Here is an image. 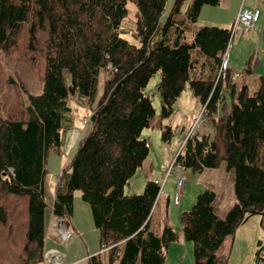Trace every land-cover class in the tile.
Masks as SVG:
<instances>
[{
    "label": "trees",
    "instance_id": "trees-1",
    "mask_svg": "<svg viewBox=\"0 0 264 264\" xmlns=\"http://www.w3.org/2000/svg\"><path fill=\"white\" fill-rule=\"evenodd\" d=\"M185 1L174 0L163 20L169 0H0V51L39 54L43 67L42 92L0 111V264H45L48 160L63 152V132L75 124L73 103L92 109L86 119L92 130L53 174L50 207L69 224L81 192L103 249L90 264H165L181 237L193 243L195 264H228L221 252L227 238L253 214L264 227V77L253 93L247 83L239 87L226 58L232 29L196 26L202 8L220 0H192L186 11ZM157 73L162 117L173 114L189 84L214 133L192 132L163 180L128 193L150 153L143 131L156 109L146 89ZM172 132L169 125L164 139ZM220 167L233 173L235 197L224 216L216 210L217 188L206 187L177 225L165 198L162 231L152 228L171 174L179 205L178 181L186 171Z\"/></svg>",
    "mask_w": 264,
    "mask_h": 264
},
{
    "label": "rangeland",
    "instance_id": "rangeland-1",
    "mask_svg": "<svg viewBox=\"0 0 264 264\" xmlns=\"http://www.w3.org/2000/svg\"><path fill=\"white\" fill-rule=\"evenodd\" d=\"M191 1L192 0H186L184 2L183 10L186 11ZM173 3L174 0H169L168 9L163 16V20L169 15ZM205 6H207V8H220L219 5ZM129 7L130 13L132 15L135 14L136 8L134 4L129 3ZM219 12H214L209 19L205 11H201L196 26L210 25L221 27V25L218 24V21L222 19V15L219 14ZM231 25L229 28L232 29L233 25ZM229 45L227 59L233 79L239 87H241L243 83H247L250 87V92L253 93L260 86L261 78L264 77V18L262 17L260 21L257 22L256 28L253 27L247 31L245 30V32L237 31L233 43ZM33 55L37 57L33 59ZM250 58L253 60L252 66H249L247 62ZM250 67L252 71L249 70ZM42 68V56L39 54H32L24 49L14 50L8 53L0 51V111L11 108L10 105L13 101L14 103L20 100L25 102L27 94L29 93L40 94L42 92L43 81L40 74ZM160 82L161 74L157 73L151 78L146 89L156 109V116L152 121V126L143 131V137L147 138L149 142L150 153L145 160L144 166L137 171L126 186L128 193L143 192L147 182L152 179V174H154V180L157 177L163 180L166 175L168 164L184 146L189 135L192 132L198 131L199 126L200 130H203L207 123H211V118L202 111L203 106L199 99L193 95L189 84L177 98L173 114L169 118H163L161 95L158 90ZM72 106L74 107L75 124L73 127L63 132V152L59 154V156H56L61 163V169L71 162L78 149L80 140L84 138V136L86 137L89 135L88 133L85 134L87 127L92 126L91 123L85 122L86 119H90L92 109L81 105H75L74 103ZM169 125L172 126L173 132L171 137L166 140L164 139V132ZM165 159L168 160L163 162ZM151 163H153L152 167H150ZM56 166H58V164H56ZM218 169L207 170L204 173H197L192 170L186 171V182L180 194L183 199V204H181V206L175 205L173 202L175 189H177L175 173L169 176L166 188L164 189L163 198H169L171 195L170 208H173L172 217H176L182 211H185L184 209L187 207L190 209L195 203L197 195L206 187L217 188V186L214 185L219 183L226 184L227 181L218 178L217 173L222 170ZM60 171L61 170L58 172ZM53 174L54 172H51L47 181L48 189L46 188V196L48 200L50 199V195L53 194L52 184L55 182ZM227 184L229 185L228 182ZM221 193V195L225 197L230 196L229 190L226 192L222 190ZM189 195L191 202L189 206H187ZM74 201L76 202L77 216L83 217L80 221L77 219L73 221L75 229H79L82 228V221L85 217L88 216V218L91 219L92 211L89 204L83 201L81 192L76 193ZM85 209H88L91 213ZM158 211L159 210H157V213ZM92 222L94 224V221ZM73 232L74 235H78V232L72 229V236ZM54 234L58 236L56 230H54ZM56 240L61 248L64 245L69 247L71 243V240L68 242L64 241L61 234H59V240L58 238ZM171 245L175 246V249L174 247L169 249L165 264H195L192 242L188 241L187 250L179 245L178 241ZM102 252L103 249L101 248V251L97 254ZM221 252L228 254V264H264V227L261 225V216L259 214L249 216L246 221L237 228L229 248H227V245H224Z\"/></svg>",
    "mask_w": 264,
    "mask_h": 264
},
{
    "label": "crops",
    "instance_id": "crops-1",
    "mask_svg": "<svg viewBox=\"0 0 264 264\" xmlns=\"http://www.w3.org/2000/svg\"><path fill=\"white\" fill-rule=\"evenodd\" d=\"M219 6H220V8H207V6H204L202 8L203 10H201V11L202 12L205 11V13L209 19L214 12L220 11L219 14L222 15V19L220 21H218V24H220L221 27L229 28V26L231 24L233 25L237 19L239 11L242 8H249V9L259 8L262 11L260 19L262 17L264 18V0H220ZM260 19H259V21H260ZM256 27H257V23H256L254 28H256ZM228 98H229V96H228ZM199 129H200V126H199ZM67 130H65V131H67ZM91 130H92V126H88L85 134H87V133L89 134L91 132ZM202 131H203V133H209V134L213 135L214 128L212 126V123H207L206 127H204V129ZM167 160L168 159H165V161H163V162H166ZM56 164H58V166H56ZM152 165H153V163L150 164V167H152ZM48 166H49L50 171L54 172V173H57L59 170H62L60 167L61 163L56 158V156H51L49 158ZM51 168H53V169H51ZM219 169H222V170H221V172L217 173L218 178H220V180H225L229 183V185L227 184V182H226V184L219 183L217 185H214V186H217V190L219 192V198H218V201L216 203V210L220 215L224 216L225 212L235 202V197H234V193L232 190L233 175L231 172H228L225 167H222ZM214 170H216V169H214ZM151 178L152 179L154 178V174H152ZM157 178H160V177H157ZM46 188L48 189L47 183H46ZM165 188H166V185H165ZM222 188H224V189H222ZM222 190L224 192L229 190L230 196L225 197L224 195H221ZM52 191H53V194L50 195V199L49 200L47 199L48 204L50 206L54 203L55 196H56V183L55 182H54V184H52ZM176 193H177V191L175 189V197H176ZM170 196L168 198V204L171 203ZM175 197H173L174 204H175ZM190 202H191V199H190V195H189V200H188L187 206H189ZM74 204H75L74 212H73V216L71 219V223H69V224L66 223V221H64L63 218H61V217L58 218V217L54 216L52 213L51 207H49V210L47 211V238H46V250L47 251H46V255H45V264H90V261H89L90 258L93 255H95L101 251L102 247H101V241H100V234L92 222L93 216L91 217V219H89L88 216L85 217L84 220L82 221V228L75 229V224L73 223V221H75V219L80 221L83 217L77 216V214H76V202ZM181 204H183L182 197L180 199L179 205L181 206ZM165 206H166V201H165V198H163L161 200V202H159V205L157 207V209L159 210L157 214L160 213V215H159V219L156 218V223L158 221L159 222L157 223L156 228L152 227L158 234L161 233L162 228H163L162 217H163ZM172 209L173 208H169V210H171L169 220H170L171 224L177 225L179 222L180 214L177 215L176 217H172ZM185 209H188V207ZM85 210L88 211V209H85ZM88 212H90V211H88ZM66 226H70L73 229V231L75 230L76 232H78V235L77 236L74 235V232H73V239L71 240L69 247L64 245L61 248L56 239L58 238V240H59V234H61V229L63 227H66ZM54 230L57 231L58 236H55ZM54 238H56V239H54ZM231 241H232L231 237L227 238L224 245H227V248H229ZM49 242H50V245H49ZM178 243H179V245H181L182 247H184L187 250L188 243L184 242L183 237L180 238ZM173 247L175 249V246H173V245H171L170 249H172ZM47 256L49 258L48 261L46 260ZM104 257L107 260V253H105Z\"/></svg>",
    "mask_w": 264,
    "mask_h": 264
},
{
    "label": "built area",
    "instance_id": "built-area-1",
    "mask_svg": "<svg viewBox=\"0 0 264 264\" xmlns=\"http://www.w3.org/2000/svg\"><path fill=\"white\" fill-rule=\"evenodd\" d=\"M260 15H261V10L259 8H256V9L242 8L239 11V14L237 16L235 23L233 24L232 38H231L230 43H233V40L236 36L237 31L245 32V30L247 31V30L255 27L256 23L260 19ZM228 50H229V48H228ZM227 53H228V51H227ZM226 58H227V55H226ZM225 66H226V63L224 64V67ZM202 111L204 112V108L202 109ZM86 121L87 120H85V122ZM184 183H185V177L182 176L178 181V195H179V197H180V194L182 192ZM179 197L177 198V202L179 200ZM61 237L66 242L70 241L73 238L71 227H67V226L63 227L61 229Z\"/></svg>",
    "mask_w": 264,
    "mask_h": 264
},
{
    "label": "water",
    "instance_id": "water-1",
    "mask_svg": "<svg viewBox=\"0 0 264 264\" xmlns=\"http://www.w3.org/2000/svg\"><path fill=\"white\" fill-rule=\"evenodd\" d=\"M48 259H49V258H48V256H47L46 260L48 261Z\"/></svg>",
    "mask_w": 264,
    "mask_h": 264
}]
</instances>
